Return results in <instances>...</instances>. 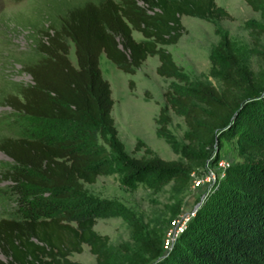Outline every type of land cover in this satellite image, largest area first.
Instances as JSON below:
<instances>
[{
	"label": "trees",
	"instance_id": "16d2710c",
	"mask_svg": "<svg viewBox=\"0 0 264 264\" xmlns=\"http://www.w3.org/2000/svg\"><path fill=\"white\" fill-rule=\"evenodd\" d=\"M252 12L264 0H242ZM181 17L229 20L214 0H91L65 9L35 44L37 56L22 70L30 84L8 101L17 117V137L0 140V152L12 161L5 172L16 195L15 213L0 220V264H79L71 254L82 246L95 264H109L108 237L93 230L97 213L79 199L83 186L121 162L127 178L150 175L183 190L204 153L221 138L235 137L250 158L226 169L224 180L197 209L168 250L159 238H143L132 222L136 264H264V74L240 64L230 42L219 36L223 58L220 89L190 84L165 46L185 33ZM132 32L140 35L134 40ZM73 46L75 65L68 59ZM254 45L259 48L257 38ZM100 54L132 75L149 56L155 74L189 85L185 93H163L157 132L168 139L167 109L182 116L186 145L181 160L164 161L141 141L130 159L110 116L109 84L101 77ZM257 55L264 66V50ZM132 87V82H128ZM114 156V157H112ZM149 157L144 160L145 157ZM112 157V158H111Z\"/></svg>",
	"mask_w": 264,
	"mask_h": 264
},
{
	"label": "rangeland",
	"instance_id": "374dc122",
	"mask_svg": "<svg viewBox=\"0 0 264 264\" xmlns=\"http://www.w3.org/2000/svg\"><path fill=\"white\" fill-rule=\"evenodd\" d=\"M86 1L91 0H0V140L17 137V115L8 101L19 86L31 83L22 65L37 56L38 36L66 8ZM214 2L227 12L229 20L213 22L181 17L185 33L176 44L164 49L190 84L200 82L219 90L223 66V58L216 51L219 36L230 42L243 67L264 74L257 55L258 50H264V4L259 12H252L242 0ZM132 37L140 39L136 32H132ZM255 38L259 48L254 45ZM68 47V59L75 65L73 46L69 43ZM98 65L101 77L109 84L113 102L110 116L126 156L140 159L142 149L134 154L131 150L136 141H141L161 160H181L186 145L182 116L167 109L168 139L157 132L156 118L159 109L165 106L163 93H185L189 85L157 76L156 56L147 57L132 75L116 69L103 54ZM129 81L132 87H128ZM203 156L202 166L192 171L181 191L173 189L172 181L150 175L126 180L120 171L123 164L113 159L114 156L108 174L83 186L79 199L98 215L93 230L108 237L109 264H136L135 258L145 260L137 253L133 221L139 225L141 237L159 238L162 250H168L214 187L224 180L226 169L246 165L250 160L235 137L219 139ZM11 166L12 161L0 152V220L12 217L16 209L12 183L4 177ZM68 259L79 264H95L86 246H82L80 254H71ZM0 260H4L1 255Z\"/></svg>",
	"mask_w": 264,
	"mask_h": 264
}]
</instances>
